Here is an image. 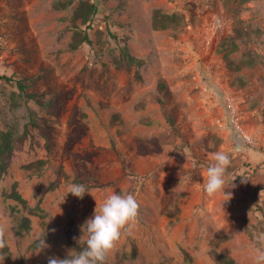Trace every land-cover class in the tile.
I'll return each mask as SVG.
<instances>
[{
  "label": "rangeland",
  "instance_id": "374dc122",
  "mask_svg": "<svg viewBox=\"0 0 264 264\" xmlns=\"http://www.w3.org/2000/svg\"><path fill=\"white\" fill-rule=\"evenodd\" d=\"M92 1L98 12L91 43L73 50L70 8L55 9V0H0V131L21 138L0 169V223L8 229L0 264L65 258L80 226L112 192L135 195L140 211L107 264H217L214 252L253 264L256 237L264 234V0ZM155 9L177 13L179 23L154 29ZM237 21L249 38L235 39L228 58L241 60L250 49L257 62L234 69L220 45ZM123 46L143 60L141 79L135 64H114ZM16 80L37 96L21 97ZM160 81L170 93L165 110L156 100ZM114 113L121 124L112 123ZM170 115L183 138L140 154L136 138L169 131ZM79 124L87 127L67 154V137ZM216 151L231 158L228 193L209 196L204 183ZM72 154L91 157V194L80 200L67 194ZM36 160L40 171L26 167ZM59 168L68 177L49 190ZM13 183L27 207L7 196ZM23 217L30 228L18 235ZM218 230L230 238L213 246ZM43 239L50 247L40 250Z\"/></svg>",
  "mask_w": 264,
  "mask_h": 264
},
{
  "label": "trees",
  "instance_id": "16d2710c",
  "mask_svg": "<svg viewBox=\"0 0 264 264\" xmlns=\"http://www.w3.org/2000/svg\"><path fill=\"white\" fill-rule=\"evenodd\" d=\"M248 0H239V3H243ZM55 9H68L70 8L69 20H70V27L72 30V35L68 47L70 49H77L83 44H90L91 40L89 38L88 29L91 28V21L94 16L98 12V8L96 3L92 0H55L54 2ZM180 20V15L177 13H168L162 12L160 9H155L152 14V27L154 29H166L169 27H173L177 25ZM237 21L233 26V33L227 38L224 39L220 45V50L224 53V60L225 64L228 63L229 68L239 69L241 65H248L253 66L257 60V55L252 50H245L242 53L241 60L234 61L229 59L228 55L231 51L236 50L238 48V44L236 43L235 39H239L241 43L246 44V40L248 37V32L244 31L240 28V25ZM255 33H261L260 30H255ZM116 67H121L124 63L126 66H130L135 64L137 70L135 71V78L141 79V76L138 72V68L142 66L143 60L137 59L133 57L127 50L126 47L120 48V56L119 58H114L113 60ZM7 81H11L10 77L2 76ZM239 84H244L243 79H239ZM15 87L18 90V94L25 99H34L37 94L32 90L31 85L25 83L22 80L15 81ZM169 89L167 85L160 81L157 85V94L156 100L159 102L161 109L165 110V104L168 100ZM76 114L78 110L74 111ZM84 116L83 113H81ZM167 119L171 122L172 125L174 122V117L172 115L167 116ZM111 121L113 124H121L122 119L119 113H114L111 116ZM77 122L75 118H71L69 123ZM87 126L85 124H79L72 128L71 132L67 137V142L65 145V151L67 154L70 153L71 148L73 145L81 138L84 134V130ZM183 138L182 133L179 131V128L175 125L171 126V129L166 133L154 136L149 139L144 138H136L137 150L140 154L146 153H156L161 150L164 145L174 144L176 138ZM19 136H14L11 130L7 131H0V169L4 171L7 166V160L9 159L14 146L17 140H20ZM91 159L90 155H78L72 154V163L74 165L75 171L73 176V183L84 184L86 188L89 190L92 187L90 182V174L87 170V162ZM27 168H31L36 171H40L42 167V160H36L26 165ZM57 176L56 179L48 185L49 190L56 189L60 184V179L64 178L67 179V175L64 171L59 168L57 169ZM72 195V194H71ZM8 197L12 198L13 200L20 203L23 207H27L26 200L21 196V194L16 190V183H13L10 192L7 194ZM76 199L80 200L79 198L75 197ZM163 213L168 215L167 209L163 208ZM41 216H44L42 214ZM28 217H23L22 220L19 222L18 229L16 233L18 235L22 234V230H28L30 227ZM230 236L223 232L222 230H218L214 233V236L211 240V244L213 246H218L223 242H226ZM74 249H79L78 243L74 244ZM2 251L7 252V247H4ZM132 256H136V249L133 247ZM215 261L217 264H236L234 259L226 254L220 252H214ZM144 264H151V263H144Z\"/></svg>",
  "mask_w": 264,
  "mask_h": 264
},
{
  "label": "clouds",
  "instance_id": "9594fccd",
  "mask_svg": "<svg viewBox=\"0 0 264 264\" xmlns=\"http://www.w3.org/2000/svg\"><path fill=\"white\" fill-rule=\"evenodd\" d=\"M210 159L213 163L207 167L205 192L209 196L220 192L228 193L225 190L228 189L226 172L231 165L229 154L216 151L211 154ZM68 193L79 199H83L86 193L91 194L84 184L79 183L69 184ZM139 211L140 205L135 195L112 192L102 203L96 205L93 216L80 226L81 235L78 240L76 237L73 238L77 240L79 249L68 250L65 258L51 256L48 258V264H107L109 253L122 235L136 224ZM7 231V226L0 223V249L6 247ZM256 240L260 246L255 249L253 264H264V234L257 236ZM48 247L50 246L43 239L40 250Z\"/></svg>",
  "mask_w": 264,
  "mask_h": 264
}]
</instances>
